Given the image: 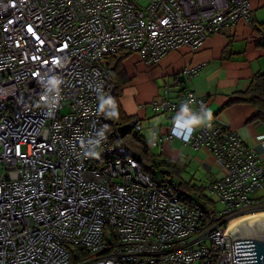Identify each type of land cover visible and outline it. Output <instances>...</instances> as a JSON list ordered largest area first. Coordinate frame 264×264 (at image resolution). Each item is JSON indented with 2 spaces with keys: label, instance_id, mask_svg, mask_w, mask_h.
Segmentation results:
<instances>
[{
  "label": "built area",
  "instance_id": "2783aa9c",
  "mask_svg": "<svg viewBox=\"0 0 264 264\" xmlns=\"http://www.w3.org/2000/svg\"><path fill=\"white\" fill-rule=\"evenodd\" d=\"M250 1L0 0V264H233L231 221L264 212L254 150L213 120L175 124L182 103L206 108L195 91L156 98L171 125L150 147L179 138L223 170L204 185L214 206L202 215L189 192L145 173L113 139L117 122L101 99L112 92L113 54L154 65L184 45L198 50L251 23ZM131 125L142 132L140 119Z\"/></svg>",
  "mask_w": 264,
  "mask_h": 264
},
{
  "label": "crops",
  "instance_id": "0c3cea01",
  "mask_svg": "<svg viewBox=\"0 0 264 264\" xmlns=\"http://www.w3.org/2000/svg\"><path fill=\"white\" fill-rule=\"evenodd\" d=\"M250 4L251 23L240 20L222 33L208 37L198 50L184 45L170 51L154 65L144 62L138 53L132 54L133 58L147 69V74L142 77L151 81L146 88L141 89L139 102L136 98H128L126 101L127 93L123 94L124 99L120 101L126 114L135 115L142 120L144 130L141 135L147 143L158 134L169 131L171 124L166 113L151 112L147 104L150 103L152 107V103L159 95H163L166 89H169L173 100L183 89L184 92L193 90L205 98L211 119L241 134L258 155L259 164L264 169V143L257 139L258 136L264 135V123L251 120L255 112L253 105L236 103L224 106L233 92L246 90L253 76L264 71V43L261 41L262 33L256 28V25L264 24V0H251ZM197 65L202 67L197 76H184L186 67ZM138 67L129 57L125 59L124 73L130 78V82L124 87L125 90L138 84ZM179 73L182 83L177 86ZM171 77L174 79V88L166 81ZM158 80H163L162 90ZM128 94L131 96L133 93L129 90ZM158 147L163 158L179 162L182 167L178 173L180 179L200 186L214 183L223 176V170L216 162L215 156L206 148L194 149L179 138L164 143L163 148ZM184 173L185 177L182 176Z\"/></svg>",
  "mask_w": 264,
  "mask_h": 264
},
{
  "label": "trees",
  "instance_id": "16d2710c",
  "mask_svg": "<svg viewBox=\"0 0 264 264\" xmlns=\"http://www.w3.org/2000/svg\"><path fill=\"white\" fill-rule=\"evenodd\" d=\"M256 28L262 33L263 38L261 37V41L264 43V24L261 26L256 25ZM133 53L127 50L120 51L110 57L111 64L113 65L111 77L112 92L104 95L103 98L101 97V102L108 104L110 108L108 115L117 122V127L111 128V135L113 139H120L122 141L124 147L136 158L145 173L156 178L163 171H166L163 176L171 178L172 190L178 194H182L183 191L189 192L192 198L188 199V202L197 207L202 215L206 214L207 210L214 205L204 193L205 184L197 186L190 181L177 178L176 176H178L179 171L182 170L179 162L163 158L161 153L155 154L145 141L143 135H141V132L131 125L132 120L137 118V116H129L124 112L120 98L123 95L124 87L130 82V78L124 73V61ZM177 79L179 82L176 85L179 86L182 83L180 81V73L177 75ZM183 92L184 89L179 95H182ZM236 103L252 104L255 112L251 120H260L264 123V71L258 72L253 76L246 90L233 92L224 106ZM169 166L174 167V169H168ZM197 197H200L202 201L196 200L195 198Z\"/></svg>",
  "mask_w": 264,
  "mask_h": 264
},
{
  "label": "water",
  "instance_id": "95a60500",
  "mask_svg": "<svg viewBox=\"0 0 264 264\" xmlns=\"http://www.w3.org/2000/svg\"><path fill=\"white\" fill-rule=\"evenodd\" d=\"M226 235L231 238L233 264H264V214L237 221Z\"/></svg>",
  "mask_w": 264,
  "mask_h": 264
},
{
  "label": "rangeland",
  "instance_id": "374dc122",
  "mask_svg": "<svg viewBox=\"0 0 264 264\" xmlns=\"http://www.w3.org/2000/svg\"><path fill=\"white\" fill-rule=\"evenodd\" d=\"M131 56H132V57H129V60H130L133 64L139 66V67L136 69V71H137V75H138V76H136V77H137L136 79L138 80V84H137V85H134V86H131V88H129V89H127V88H126V90L124 89V90H123V94H124V93H127V94H126L127 97L125 98V100L128 99V98H131V99L136 98V99H137V102H139L141 89H142V88H146V87L148 86V83H149L151 80L142 77V75H146V74H147V69H145V68L141 65L140 62H138L137 60H135V59L133 58L134 55H131ZM168 79H169V81H168ZM134 80H135V78H134ZM166 81H167V84H168L169 86H173V85H174V79H172V77H171V78H167ZM162 84H163V80H158V85H159L160 87L162 86ZM165 85H166V84H165ZM163 88H164V86L161 87V90H162ZM173 88H174V86H173ZM129 90H131V92L133 93L131 96L128 94V93H129ZM124 91H125V92H124ZM123 99H124V96L122 95V97L120 98V100H123ZM126 101H127V100H126ZM147 106H149V109H148V110H151V112H155L154 109H153V106L151 107V104H150V103H148ZM66 111H67V108L63 109L62 112H66ZM142 126H143V125H142ZM143 130H144V129H143ZM143 130H142V131H143ZM152 151H153L155 154H159V153H160V149H159L158 146L153 147V148H152ZM168 169L172 170V169H174V167L169 166ZM160 176H161V174H160ZM182 176L185 177V173H184ZM176 177L179 178V176H176ZM207 195L209 196V194H207ZM211 197H212V199H214L213 196H211ZM195 199H196V200H199V201H202V199H201L200 197H197V198H195ZM213 205H214V204H213ZM217 207H218V208H221V207H222V204H221L220 202H218V203H217ZM259 214H264V212H261V213H259ZM257 215H258V214H257ZM252 216H253V215H252ZM248 217H250V216H248ZM246 218H247V217H246ZM243 219H244V218H243Z\"/></svg>",
  "mask_w": 264,
  "mask_h": 264
},
{
  "label": "clouds",
  "instance_id": "9594fccd",
  "mask_svg": "<svg viewBox=\"0 0 264 264\" xmlns=\"http://www.w3.org/2000/svg\"><path fill=\"white\" fill-rule=\"evenodd\" d=\"M191 109L189 108L188 103H182L180 105L179 111L177 112V114L175 116L174 123L179 124V125L186 127V128H191V127L198 126L202 123H206L210 120L214 121L213 118L211 119V113L207 110V108H204L203 105L201 106V108L198 112H192ZM148 145H149V142H148ZM160 146L163 148V145H160ZM149 147H150V145H149ZM150 148L152 149L153 147H150ZM161 176H163L162 173H161Z\"/></svg>",
  "mask_w": 264,
  "mask_h": 264
},
{
  "label": "bare ground",
  "instance_id": "6f19581e",
  "mask_svg": "<svg viewBox=\"0 0 264 264\" xmlns=\"http://www.w3.org/2000/svg\"><path fill=\"white\" fill-rule=\"evenodd\" d=\"M247 217H248V216H247ZM243 218H246V217H238V218L233 219V220L231 221V223H230V227H231L234 223H236L237 221H239V220H241V219H243Z\"/></svg>",
  "mask_w": 264,
  "mask_h": 264
}]
</instances>
